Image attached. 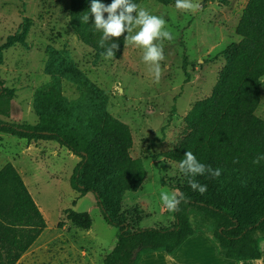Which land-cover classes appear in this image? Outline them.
Instances as JSON below:
<instances>
[{"label": "rangeland", "instance_id": "374dc122", "mask_svg": "<svg viewBox=\"0 0 264 264\" xmlns=\"http://www.w3.org/2000/svg\"><path fill=\"white\" fill-rule=\"evenodd\" d=\"M247 1L192 0L201 5L192 12L177 9L176 0L167 5L141 0L139 6L162 17L173 35L171 41H156L162 43L164 55L157 81L143 60V49L131 44L125 45L119 59H95V52L70 28V0H0V77L12 94L10 115L1 118L15 124H39L35 92L54 80L59 81L74 113L84 112L86 94L60 68L70 63L102 93L99 102L107 114L128 126L133 139L130 154L143 164L145 179L136 192L125 194L121 215L133 230L168 227L173 213L160 195H178L177 187L188 190V180L176 163L162 155L175 149L187 134L184 117L192 106L212 94L226 64L220 53L239 40L235 29ZM255 114L264 120V76ZM78 160L55 141L28 142L0 133V169L7 163L16 168L46 223L16 264H106L117 242V229L104 222L92 194L78 198L71 187ZM66 210L87 213L90 230L71 225ZM190 219L195 235L174 254L145 252L137 264L143 259H157L155 264L220 262L211 236L214 225L193 213ZM259 246L264 247V237Z\"/></svg>", "mask_w": 264, "mask_h": 264}, {"label": "trees", "instance_id": "16d2710c", "mask_svg": "<svg viewBox=\"0 0 264 264\" xmlns=\"http://www.w3.org/2000/svg\"><path fill=\"white\" fill-rule=\"evenodd\" d=\"M140 1L133 0L138 5ZM154 1L167 5L172 0ZM100 2L109 5L112 0ZM90 5L91 0H70L69 25L76 38L99 59L106 51L99 45L102 33L95 29L91 15L88 23L82 22ZM235 34L239 40L220 53L226 64L212 94L192 106L184 117L187 134L175 149L162 155L179 168L185 152L191 151L200 163L219 168L221 175L215 179L207 174L196 177L201 185H207L203 195L188 183V190L175 188L177 197L183 194L184 199L179 211L172 212L174 221L168 227L133 230L121 215L125 194L136 192L146 173L141 160L130 154V129L107 114L105 105L99 102L102 93L77 69L68 62L60 65L86 94L87 109L74 113L72 104L61 94L59 81L54 80L35 92L40 120L37 125L1 118L10 115L12 94L0 77V133L28 142L55 141L79 159L70 177L71 187L78 198L92 194L104 222L117 229V242L106 264H137L140 256L150 251L173 254L195 235L192 213L214 225L211 236L224 259L261 258L264 160L259 164L253 161L264 156V120L255 114L264 76V0L247 1ZM111 42L119 45L112 59H119L125 47L124 36ZM65 216L77 229L90 230L87 213L66 210ZM45 228V220L16 168L5 164L0 169V264H16Z\"/></svg>", "mask_w": 264, "mask_h": 264}, {"label": "clouds", "instance_id": "9594fccd", "mask_svg": "<svg viewBox=\"0 0 264 264\" xmlns=\"http://www.w3.org/2000/svg\"><path fill=\"white\" fill-rule=\"evenodd\" d=\"M175 7L185 11H197L201 7L192 0H176ZM105 14L107 17L105 18ZM89 15L94 18L95 29L102 33L99 45L106 47V51L101 53L105 59H112L115 51L118 50V43L111 42L113 38L124 36V44L143 49V60L151 66L155 79L159 81L161 76V61L164 60L163 45L157 44L158 40L173 39L170 30L166 29V21L159 16L152 15L144 8H141L133 0H112L109 5L101 3L100 0H91L90 10L83 14L82 22H89ZM264 160V156H258L253 163L259 164ZM237 161H234V163ZM179 171L188 178V185L193 191H198L201 195L206 193L207 185H201L197 176H204L215 179L221 175L219 168L213 169L200 163L191 151H186L183 159L179 163ZM184 199L183 194L178 198L175 194L162 192L160 200L171 212L179 211V205Z\"/></svg>", "mask_w": 264, "mask_h": 264}, {"label": "crops", "instance_id": "0c3cea01", "mask_svg": "<svg viewBox=\"0 0 264 264\" xmlns=\"http://www.w3.org/2000/svg\"><path fill=\"white\" fill-rule=\"evenodd\" d=\"M259 249L261 251V258L260 259H258V260H251V261H236V260L224 259L223 257H221L219 255L218 249L216 248L215 254L217 256H219V258L222 260V261L220 260V262L219 261H216V263L217 264H264V247L262 246L260 248V246H259ZM146 254H148V253H146ZM156 260L155 259H149L148 261H146V260L143 259V263H141V264H155L156 263ZM168 264H185V262L184 261H181V260H178L176 263H169L168 262Z\"/></svg>", "mask_w": 264, "mask_h": 264}]
</instances>
